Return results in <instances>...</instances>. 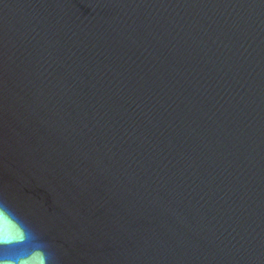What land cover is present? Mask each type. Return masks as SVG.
I'll list each match as a JSON object with an SVG mask.
<instances>
[{"label": "water", "instance_id": "95a60500", "mask_svg": "<svg viewBox=\"0 0 264 264\" xmlns=\"http://www.w3.org/2000/svg\"><path fill=\"white\" fill-rule=\"evenodd\" d=\"M0 264H264V0H0Z\"/></svg>", "mask_w": 264, "mask_h": 264}, {"label": "clouds", "instance_id": "9594fccd", "mask_svg": "<svg viewBox=\"0 0 264 264\" xmlns=\"http://www.w3.org/2000/svg\"><path fill=\"white\" fill-rule=\"evenodd\" d=\"M0 223L15 225L21 237L19 241L34 238V234L18 221L15 214L3 201H0ZM9 242L10 240L0 238V243ZM4 264H54V260L52 255L46 250V246L38 244L27 256L20 257L17 261H5Z\"/></svg>", "mask_w": 264, "mask_h": 264}]
</instances>
